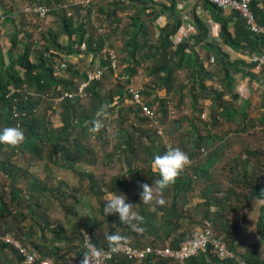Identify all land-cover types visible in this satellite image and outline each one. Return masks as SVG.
Listing matches in <instances>:
<instances>
[{
  "label": "trees",
  "instance_id": "trees-1",
  "mask_svg": "<svg viewBox=\"0 0 264 264\" xmlns=\"http://www.w3.org/2000/svg\"><path fill=\"white\" fill-rule=\"evenodd\" d=\"M168 1L170 3L169 5L159 4L158 0H132L126 3L108 1L112 11L110 10L106 18L104 17L101 19V26L102 28H112L111 33L113 34L114 32L116 34L117 30H121L120 26L122 21L119 19L118 11L126 9V4H129L128 8L136 9V13L135 16L129 18L130 26L128 27L131 28L123 27L121 32L125 46L123 51L128 53V59L124 61H129L130 64L135 63V65L151 61L153 64L151 75L156 78L155 82L159 87L166 89L167 94L171 95L173 91L174 96L171 95V97H175L176 94V86H174V84L177 81V73L185 71L186 77L188 75V79L195 83L191 94L195 104L204 100L209 102L211 106H217V102L224 100L226 93H229L233 101H243L244 104L238 110L235 108L223 109V107L217 106V109L222 110L220 115L227 121H232L236 114L240 112L244 119H246L248 117L247 109L250 107L251 103L249 100L242 99L241 95L236 91L235 78H249L251 80L256 79L264 81V68L261 71H256V63H247L244 60L232 61L230 60V55L223 52L221 48L216 47L212 43H205L203 46L206 50V60H209L211 54L214 53L217 59L216 64L221 68L220 72L223 73V77L221 76L219 80L226 83L227 92H225L224 89H221V86L220 88H217L214 83L209 85L208 83L214 79L213 74L209 73L199 54L190 49L191 46L189 43L186 42L176 45L173 40V37L176 36L182 27V15L178 10L177 1ZM200 1L205 9L210 10L217 16L218 21L221 20V38L233 51L241 52L250 57L252 55H261L264 52V36L252 32L248 28L246 21L238 13H232L230 16H225L223 9L218 8L208 0ZM59 4L62 5L63 2H59ZM251 4L257 23L260 26H264V0H252ZM159 6L162 8L160 11ZM0 9L2 10L1 5ZM73 9L76 12L73 11L72 15H62V22L56 33H51L52 35L50 34L49 38L44 35L46 43L36 53V59H33L32 48L29 45L26 46L24 52L16 54L15 49H17L20 44L18 41V34L14 39L13 49H11L9 56L4 52L3 48L0 47V128L18 126L25 134L24 141L19 145L11 146L8 144H0V181L2 173H4L5 175H8V178L12 183L11 201L13 205L7 203L6 188H0V229L5 228L6 230L11 231L7 233H12L13 231L14 233L16 232L17 224L18 222L20 223L21 217L27 218L30 215L32 219H35L36 216H38L37 212L43 209V205L39 203L34 204L32 208L30 207L31 209L28 212L29 215L26 216L27 207H25V205L28 203L29 197L33 199L35 198L33 195L34 193L32 192L28 196H23L18 186L15 184L17 180L16 170H21L19 168L22 166L15 163L13 157L6 158L2 156H6L8 150L16 152L18 149L19 153L27 157L44 160L46 150L50 148L51 152L49 153V157L53 164L56 165V163H59L60 161L62 163V166L60 167L67 169H74L76 166L79 167V164L83 162L90 165L97 164L95 159L89 161L85 157L89 152L85 150V146L81 145L82 142H80L79 138L82 137V139H88L92 134L99 133V130L106 128V125H103L100 122L103 119L104 113L112 111L111 108L107 111L105 109L113 102L114 97L110 94L108 99L104 97L102 93V81H94L86 88V102L83 101L84 99L76 97L74 99L65 98L59 104L62 120V129L60 131H62L61 133L65 132L67 138L65 142L67 144H74L75 154H73V147H67L66 144H62L64 142L58 137V129L54 127V124L48 117L50 109L49 107L44 108L43 106L45 99L47 100L48 98L47 96H49L51 100H54L63 96L65 92H77L80 84L87 81L88 74L79 73V70L74 68V65L67 63L66 60L70 55L92 53L95 57H102L103 65L107 66L109 65V55L107 50L109 47L112 50L114 49L107 45V38H104L103 35L96 36V34H93L92 31L96 26H94L93 21L90 20L92 19L91 15H89L90 11H87V15H84L83 7L75 6ZM9 12H11V10L6 13ZM78 12L81 13L83 16L82 18L78 17ZM55 13H57L55 10L51 12V14ZM164 13H168L170 22L160 29L159 36L155 39L153 36L155 31L152 32L150 29L152 26L151 22L164 15ZM147 14L149 17L156 14V18L149 19V21H142L143 16ZM1 19L2 17L0 16V20ZM10 20L12 19L8 17L7 21ZM110 21L112 25L107 23ZM230 24H234L233 31L229 27ZM63 38H66V41H64ZM84 45H86V49ZM104 53L106 55L105 59ZM15 54L17 55V58H15ZM7 56L10 58V63L7 62ZM57 69L61 75L58 74ZM128 69L131 74L135 73L130 66ZM108 74H113V71L109 69L104 75L105 78H107ZM129 84L130 82L128 81L125 85H118V88L120 89L119 98L122 101L131 99V95L127 91V86H129ZM182 85L183 86L181 87L183 89L184 84ZM154 91L144 90L142 93L147 101L146 103L150 107L153 106L154 102L148 101L146 98L147 96L153 95ZM156 99L160 100L163 104L164 108L161 109V113L163 117L167 118L169 111L167 109L168 99L162 98L161 95H157ZM127 108L123 110L124 112H122V114H120V129L119 132L116 133V143L114 145L116 153L110 155V159L113 160L116 154L119 155L121 152L122 155H127L124 163L131 179L134 181H142L143 179L140 177L142 171L137 169V167H134L136 159L134 141L138 139V134H142V136L146 138H152L149 134V129L145 130L140 127L150 119L141 114V109L137 105H130L128 112L126 111ZM262 108L264 109V106ZM39 110L43 111V114L39 115ZM103 110H105L104 113L101 116H97V114ZM203 110L204 109H201V111ZM128 118L129 120H135L134 124L137 126L131 125L133 127L124 128L123 126L126 121H128ZM214 121H216V118H214ZM260 122L264 124V110L260 117ZM181 123L182 120L175 121L177 126H181ZM204 124L209 125L206 122ZM154 132L153 133L158 136L157 131L154 130ZM211 136L212 135L210 134L206 139L207 146L210 148L213 147L214 144L213 141H211L212 139H210L212 138ZM71 138H73V140ZM120 138H123L122 142H119ZM158 138L160 137L158 136ZM203 140L205 139L198 135L193 141L190 150L191 157L197 156L196 153H199L198 151L202 150L201 145H203ZM189 141V138H185L184 146H187ZM57 150H61L63 153L59 159L53 158V153L56 154ZM150 150L145 149V152L148 155L150 154L152 161L154 152ZM157 150H160L159 154H163L166 151L165 147H160ZM220 150L221 147H217V149L211 153L207 163L200 168V170L202 169L203 176H208L210 168L214 165L215 161L218 160ZM249 153L251 154V152ZM255 155H257V153ZM90 158H92V156ZM243 162L240 165V170H238L240 175L235 176V178L230 181V186L228 189H225L223 197L215 192L216 185H212L213 183L210 182V179H207L205 184L206 187L203 188L202 193L199 195L204 201L197 203L195 206L193 205V207H187L189 203L186 195L194 190L193 185L195 181L193 179L194 175L192 174L197 173H189L190 171L186 166L176 178L175 182L168 185L171 186L173 191L172 202L170 205L163 204L159 210H151L149 205L143 204V202L140 201V193L131 200L132 203H135L134 209L140 217L139 220H134L131 223L120 221L117 214H109L107 216L103 212L105 193L114 192L117 194H123L127 193L129 190L130 183L125 175L117 178L114 177L109 185L106 186V192L101 191V193L97 194L103 199L101 214L105 221L99 222L98 219H96L93 226L103 229V226L108 223L109 236H112L113 239L105 240V238H103L102 241L105 240L106 243L102 246L100 241H95V236L91 228L92 226H86V229L83 232L79 229V231H81H78L80 234L78 246L81 247L82 250H79L78 253L81 255V258L79 257L75 259L74 263H71L69 258L67 259V254L56 257V254H53L52 251L48 250V247H46L44 243V246L43 244H36L35 248L30 247L23 238L19 236V232H16L17 234H15L17 235V238L22 239L24 241L23 243L29 246L32 250L36 251L38 249L41 258L54 256L59 264H82L83 262H81V260L84 261L85 256H87L85 242L87 238L86 233L88 232L91 233L94 243L99 247H106L117 240H129L136 246L140 247L157 244L161 246L169 245L173 248H177L182 242L191 236V231H186L183 227V223L188 220L189 224H196L194 223L195 221L192 216V213L195 212L196 214L203 215V219L200 221L202 226L210 225L216 236L222 238L227 246L236 252L241 229L246 224L245 217L238 212L240 206L243 205L245 201L253 200L254 198H264V191H261L263 185H260V183L256 181L257 175L253 176L251 173H248L249 167L246 166L247 163L245 164ZM246 162L249 163L248 160ZM150 170L152 171V168ZM82 174V180H85L86 177L93 178V176H90L89 174ZM158 179L157 176L152 174V177L149 178L147 184L152 185V182L155 184ZM255 182L258 183V185H255ZM168 186L161 190L162 196H166L169 193ZM32 188L41 191L49 190L47 186H39L38 183L35 185L33 184ZM238 189H242L244 192H239ZM245 189L250 192L249 195H247ZM180 198L183 199L181 207L179 205ZM160 211L163 213L162 217H159ZM187 211H190V214H188ZM232 211H236L239 214L237 221H234L229 217L228 213L230 214ZM48 218L49 217L38 218V222L34 224V227L46 223L48 226H51L52 222H50ZM110 221L112 222L110 223ZM258 229L261 235L264 236V206L261 209ZM33 231L35 232V230L32 229L29 233L31 240V232ZM53 231L57 236L56 238L64 239L63 234L66 230L62 224H54ZM66 239L75 244L76 239L78 238L74 236L70 237V235L66 233ZM62 249L63 248L56 247L54 250L61 251ZM239 255L249 264H264V257L258 249L251 248L245 254ZM23 261L24 255L15 245L0 239V264H25ZM107 264L238 263L234 258L225 261L220 260L212 252V246H209L205 252L189 258L185 263H178L171 259H160L155 256H151L140 263L123 256H116L108 260Z\"/></svg>",
  "mask_w": 264,
  "mask_h": 264
},
{
  "label": "rangeland",
  "instance_id": "rangeland-1",
  "mask_svg": "<svg viewBox=\"0 0 264 264\" xmlns=\"http://www.w3.org/2000/svg\"><path fill=\"white\" fill-rule=\"evenodd\" d=\"M79 0H11V2L16 7V12L18 10H23L27 6H33L37 4H44L48 5L52 11H54L55 8V14H50V16L47 19L39 20L33 16H31L33 19H27L23 18L25 20H22L21 14L18 15V17L14 19L15 21L7 22L6 20L1 19L0 20V47L3 48L4 52L9 56L11 49H13V42L16 38V35L18 34V41L19 45L17 49H15L16 54L19 52H24V49L27 45H29L32 48V57L33 59H36L37 52L39 49H41L44 44L46 43L44 39V35L48 38L50 37L51 33H56L61 25L62 22V15L70 16L73 14V7L72 4L75 5ZM4 2L7 4H10V0H0V5L2 10L4 9L7 11L9 8L4 5ZM59 2H63L62 5H70L68 7L63 8V10L59 9ZM64 5V6H65ZM77 6V5H76ZM78 7V6H77ZM13 9V8H12ZM85 9V10H84ZM83 13L84 15H87V11L89 12V15H91L94 26L96 28L92 31L93 34H96V36H101L103 32H101V19L106 18L109 14L111 7L109 6L108 1L106 0H94L93 6L90 8H84ZM1 10V9H0ZM1 10V11H2ZM3 10V11H4ZM4 11V13H5ZM112 11V10H111ZM76 12V11H74ZM119 12V11H118ZM15 13V12H14ZM117 13V11H116ZM7 14V13H6ZM82 18L83 16L81 13H77ZM14 15V14H12ZM11 16V15H10ZM13 19L12 17H10ZM106 23V22H105ZM109 25H112L111 21L107 22ZM112 27V26H111ZM115 28V26H114ZM20 29V30H19ZM106 31L104 35L108 37V43L109 46L113 47L114 51L117 53L119 61L121 62V53L120 49L124 48L123 39L121 37L122 35V29L117 30V33L113 34L111 33V29L105 28ZM152 32L153 29L150 28ZM92 30V29H91ZM159 33V31H158ZM52 35V34H51ZM155 39L158 37L153 35ZM124 37V36H123ZM64 41H66V38H63ZM156 41V40H154ZM157 43V42H156ZM200 57L205 56L204 52H201L200 49L197 51ZM15 54V58H17V55ZM7 56V62L10 63V58ZM96 59L93 61L88 59L81 60V65L79 73H83L82 71H85L86 73L89 71H93L96 69ZM203 60H206L203 58ZM98 61V60H97ZM144 66L135 65V71L140 73V80L142 82H138L139 85L137 87L142 88L145 86V90H152L154 91V94L151 96H147L146 99L148 101L154 102L155 111H156V117H158V122L155 120H149L147 123L142 124V129H149V134L152 136V140L149 139V142L154 145L156 149L163 147V145L155 144V142L158 141V136L155 135L154 130L157 131V128L159 129L160 126H162V132L164 139L167 140V143L171 147H179L183 151H185L189 156V164L187 165V169L190 171L189 173L196 172L197 174H192L193 179L195 181L194 183V190L192 193H188L186 195L187 201L189 205L187 207H193V205H197V201H202V199L196 197L199 196L203 190L202 185L205 186L207 179H210V182L213 183L212 185H216L215 192H217L221 197H223V193L225 189H228L230 186L229 183L232 179L235 178V176L240 175V165L242 164L245 159L247 160V156L245 157V154L247 152H253L257 153L256 157L258 158L261 151H264V145L259 146L261 141H264V124L260 122V117L263 114V111H261L259 100L258 98L255 99L252 102V105L247 109L248 117L244 119L242 114L238 112L235 116V118L232 121H227L224 119L220 113L222 112L221 109H217V106L223 107V109H236L238 110L243 104V101H233L231 99V95L229 93H226V97L224 100H220L217 102V106H211L209 102H206L204 100L199 101L198 103H194V100L192 99V89L194 88V81H190L188 79V75L186 77V73L180 72L177 73V81L175 82V97H169L171 95L174 96V93L172 91V94H167L166 89L163 90L162 87H159L156 84V78L154 81H152L151 78L148 77V73L151 74V68L153 66L151 61L143 62ZM90 65L92 67H90ZM76 68V66H74ZM123 69V68H122ZM207 70L209 73L213 74V80L210 81L208 84L214 85L217 88L222 87L221 89L226 90V83L221 82L219 79L222 76L223 73L220 72L221 68L217 64L210 63L209 66H207ZM107 73V72H106ZM129 73V72H127ZM84 74V73H83ZM130 74V73H129ZM105 77V76H104ZM110 78L111 81H105V83L102 84L104 97L109 98V94L115 96L114 93H117L120 91L118 88L120 85H125L128 82L127 81H119L118 79H115L113 77V74H108L107 78ZM146 79H149V81L146 82ZM77 80V79H76ZM117 80V81H115ZM103 81V80H102ZM237 82V81H236ZM184 88L182 89L181 86ZM119 85V86H118ZM237 86V85H236ZM159 95L162 94V96H166L165 98L170 101V105L167 104L168 116L167 118L162 116L161 109L164 108L163 104L156 99L157 93ZM143 93V91H142ZM47 100L45 99L44 108L49 107V119L54 124V127L58 129V137L61 138L60 140H63V145L66 144L67 147H73V154L74 152V144H67L66 141V134L65 132L61 133L60 131L62 128V120H61V108L59 104L61 103L59 101V98H56L54 100H51L49 96H47ZM51 100V101H50ZM145 100V98H144ZM84 102L87 101V98L83 100ZM146 101V100H145ZM167 101V102H168ZM115 102V99H113V102L109 105L115 106L113 109L115 111H111L106 113L103 116V119L101 120V124L106 125V128H102V130H99V133H94L91 135V137H88V139H82L80 137V142L82 146H85V150H87L89 153L85 155L86 158H90L92 156L93 159L97 160L99 167H94V173L96 175V182L93 183L91 179L86 180L82 182L81 179L79 180V184L75 182V178L78 179L79 176L77 175L78 171L75 172V170L72 173V177H65L63 175H59L57 172H54V169H59V166H62V163L59 161V163L53 164L49 157V153L51 152V149L48 148L45 153V159L39 160L27 157L21 153L18 152V149L15 151L8 150V154L2 155L3 157H13V161L17 163L18 165L22 166L21 170H16L17 180L16 185L18 186L19 190L21 191L23 196H28L32 192L34 193V199L29 197L28 203L25 205L27 207L26 209V216L29 215L28 212L32 208L34 204H41L43 205V209L37 212V215L35 219H32L29 215L27 218H20V223L17 224L16 232H19V236L23 238V240L30 246L34 247L36 244H43L40 241L37 240V236L41 237V241L43 242L45 237H50L49 239H55L57 236L54 233V224H62L66 230V224L67 226H70V233H68L71 236L77 237L75 244L71 246V248L66 252V249H63L61 251H54L56 252V257L61 256L63 254H70L74 253L77 258H81V255L78 253L79 250L81 251L82 248L79 247V229L78 227L79 223L82 224V226H92V224H87V219H84L82 216L84 213L83 211H88L84 207L83 201H87L89 205L92 206V209H94V214L96 215V218L99 220V222H104L105 219L101 214V202L99 201L100 197L98 195L103 187L104 191H106V186L109 185L110 181L116 176L117 173H123L127 170L124 160L120 159L119 155L116 154L113 160L110 159V155H113L116 153L115 149V136L117 135L118 128L120 129V124H118V121L121 119L120 115L116 113L117 110H119V106H116L117 104H113ZM147 102V101H146ZM131 105H135L131 103ZM116 108V109H115ZM201 109H204L201 111ZM172 111L174 114H170L169 112ZM43 111L39 110L38 114L41 115ZM205 113V116L203 117V114ZM130 116V115H129ZM128 116V117H129ZM200 117V119H199ZM194 118V119H192ZM214 118H216V121H214ZM176 120H182L181 126H175ZM219 120V121H218ZM160 121V123H159ZM164 122V123H162ZM206 122L209 125H205ZM212 122V124H211ZM135 120H129L126 121L124 124V128L133 127L131 125L135 126ZM161 124V125H160ZM245 129V130H243ZM96 132V131H95ZM154 132V133H153ZM158 134V133H157ZM212 135L210 139L213 141V147L207 146L206 139L209 137V135ZM200 135L205 140H203L202 149L205 151L199 150L197 153V156L191 157L190 150L192 148L193 141ZM185 138H189V144L187 146H184ZM215 138V139H213ZM73 140V138H71ZM186 143V142H185ZM139 144V143H138ZM217 147H221L218 160L215 161L214 165L210 168L208 176H203L202 168L206 163L207 160L210 158V155ZM61 150H57L56 154L53 153V158L59 159L62 155ZM121 154V153H119ZM239 163V164H238ZM134 167L139 169L140 171H151L150 162L149 160L145 159L144 154L138 155L136 157L134 162ZM80 170V169H79ZM94 175V176H95ZM197 175V176H196ZM75 177V178H73ZM210 177V178H208ZM158 179V177H157ZM74 180V181H73ZM81 181V184H80ZM147 179H143L142 182L145 183ZM157 181V180H156ZM256 181L260 183V177L257 176ZM38 183V185H44L49 188L48 191H41V190H34L33 184L35 185ZM12 183L8 178V175H5L2 173L1 181H0V188H6L7 190V196L6 200L7 203H12ZM243 186V184H242ZM153 196L154 200L151 203L152 205L148 204L151 207V210H159V208L163 204L170 205L172 202L173 197V191L171 186L169 187V193L166 196H162L161 192H159L158 185L153 186ZM200 187V188H199ZM206 187V186H205ZM139 189V187H138ZM239 192L242 191V189H238ZM103 191V192H104ZM132 192L131 198L134 197V194L137 192V188L131 187ZM248 191V190H247ZM244 192V190L242 191ZM249 192V191H248ZM184 195V194H182ZM195 198V199H194ZM163 200V203H157L156 201ZM180 200V201H179ZM179 205L183 204V199L180 198ZM31 207V208H30ZM245 205L240 206V210L238 211L239 214H243ZM254 215L257 214V210L253 208ZM188 214H190V211H187ZM163 213L160 211L159 217H162ZM239 214L235 211L228 213L229 217L233 219L234 221L238 220ZM194 223L196 224H189L188 220L184 221L183 227L188 230H193L198 227H202V224L200 221L203 219L202 214H196L195 212L192 213ZM43 217H49V221L52 222L51 226H48L46 224L38 225L34 227V224L38 222V218ZM115 218V217H114ZM255 217H251V220H254ZM113 221V220H112ZM110 221V223L112 222ZM79 222V223H78ZM1 224V223H0ZM108 224V223H107ZM105 224L103 226V229L91 227L95 236V241H100L102 243V246L106 243L105 240H108L109 237V227ZM34 229L35 232H31L32 240L30 239L29 233L30 231ZM79 231V232H78ZM182 231V230H181ZM7 232H11L6 230L5 228L0 229V234H5ZM15 232V233H16ZM83 232V231H82ZM193 231H191L192 233ZM13 234L14 231L12 232ZM17 234V233H16ZM15 234V236H17ZM78 234V235H77ZM192 235V234H191ZM17 238V237H16ZM105 238L104 241L102 239ZM19 239V238H17ZM22 242H24L22 239H20ZM30 240V241H29ZM99 242V243H100ZM47 244V243H46ZM45 244V245H46ZM96 244V243H95ZM44 246V244H43ZM78 247V249H77ZM37 249V248H36ZM77 251H76V250ZM38 250V249H37ZM39 251V250H38ZM53 251V247H52ZM40 253V251H39ZM71 258V259H70ZM73 256H69V259L71 263L75 262L74 260L77 259L76 257L73 259ZM68 259V257H67Z\"/></svg>",
  "mask_w": 264,
  "mask_h": 264
},
{
  "label": "crops",
  "instance_id": "crops-1",
  "mask_svg": "<svg viewBox=\"0 0 264 264\" xmlns=\"http://www.w3.org/2000/svg\"><path fill=\"white\" fill-rule=\"evenodd\" d=\"M176 1L178 3V10L181 12V15H182L181 16L182 27L178 31L176 36L173 37V40H174L176 45L187 42L191 46L190 49L192 51L194 50L197 52L200 49V51L204 52L205 56L207 57L206 50L204 49L203 45L205 43H212L216 47L221 48L223 52H226L227 54H229L230 60H232V61L244 60L245 62L248 63V59L250 56H247L241 52H235L227 44H225V42L221 38V29H222V25L220 22L221 20L218 21V18L215 14H213L210 10L205 9L200 0H176ZM158 3L159 4H167V5L170 4L168 0H158ZM4 5L7 6V8H9L7 11L11 10V12L7 13L9 16H10V14L12 16V14L14 12L16 13L17 9H16V7H14L15 5L11 2V0H10V4H7L4 2ZM128 5L129 4H126V9H121L118 12L119 19L122 20L121 26H120V28L122 30H123V27L124 28L125 27L131 28V27H128V26H130L129 25L130 24L129 18L135 16V13H136V9L128 8ZM161 9H162L161 6H159V11ZM3 10H2V12L4 13L5 10L4 11ZM7 11H5V13H4L5 15H7L6 14ZM18 11H20V10H18ZM231 14L232 13L229 11H224L225 16H230ZM21 15H22L21 16L22 20H24L25 18H27L28 20L33 19L30 15H26V14H24V15L21 14ZM17 17H18V15L16 16V18ZM16 18H13L12 20L7 21V22L15 21L14 19H16ZM155 18H156V14H154L152 17H149L147 14V15L143 16L142 21H149V19H155ZM24 22H25V20H24ZM169 22H170V17L168 15V13H164V15L156 18L153 22H151V25H152L151 28L153 29V31H155V33H156L155 35L159 36L158 31H160V29L165 27ZM229 27L231 28L232 31L234 30V24H232V25L230 24ZM101 29L103 32L102 35L104 36V38H107V41H108V37H106L104 35V33L106 31L105 27H103ZM121 37H122V35H121ZM107 45H108V43H107ZM85 49H86V45H85ZM109 49H110V47H109ZM123 50H124V48L120 49V52H123ZM205 56L201 57V59L203 60V58H205ZM105 57H106V55L104 53V59H105ZM120 57H121V62H120V68H119V77L123 76V75L129 76V79L126 81L127 82L129 81L130 83L132 82L134 84V86L137 87V85H139L138 82H142V81L140 80V73L135 71V63L130 64L129 61H124V60L128 59V53L127 52L121 53ZM210 57L211 58L209 60H203L206 68H207V66L210 65V63L216 64V62H217V59H216L214 53L211 54ZM83 59H88L91 61L96 59L95 60L96 61V63H95L96 69H98L100 66L101 67L104 66L102 57H98V56L95 57L94 54H92V53H82V54H78V55H76V54L70 55L66 61H67V63L76 66L77 70H80V66H79V65H81L80 61ZM129 66L135 71L134 74H131L129 72V69H128ZM139 66H144V64L142 63ZM64 67H65V65H64ZM90 67H92V66L90 65ZM95 70H93V71H95ZM93 71H89L87 73L85 71H82V72L88 74V73H91ZM127 72H129L130 74ZM180 72H183V71H180ZM180 72H178V73H180ZM184 73H186V72H184ZM58 74L61 75L59 70H58ZM147 75L149 78H151V79L153 78L150 73H148ZM117 76L118 75L113 72V77L115 79H117L116 78ZM176 78H178L177 75H176ZM235 79L237 81L235 84V86L237 85L236 91L238 92L241 90L244 93V96H242V99L249 100L251 105H252V102L258 98L261 111H263L264 109L262 107L264 106V81L263 80H256V79L251 80L249 78L241 79V78H237V77ZM154 80L155 79H152V81H154ZM105 81L107 83V81H111V79L109 77L108 78L104 77L102 82L105 83ZM115 81H117V80H115ZM147 81H149V79H146V82ZM141 87L142 88H140V87H137V88L141 89L144 92L145 86L143 87V85H142ZM163 90H164V88H163ZM102 93L104 95L103 90H102ZM156 93H157V91H156ZM114 94H115V96H114L115 102L113 104H117L116 106H119V110L116 111L118 116L120 114H122V112H124L123 110H125L127 108V106H128V108L126 111L128 112L129 106L131 105V99H126L125 101H122L119 98V96H120L119 92L114 93ZM157 95L160 96L158 93H157ZM161 97L165 99L166 96L164 97L161 94ZM170 97L171 96L166 97V98H170ZM154 104H153L152 108H154V106H155ZM167 104L170 105V101H168ZM114 107L115 106H113V105H109L105 110L107 111L108 109L111 108L112 111H115L113 109ZM105 110L101 111L99 114H97V116H101ZM169 113L171 115L174 114V112H172V111H170ZM105 114L106 113H104L103 116ZM155 121L158 122V117L156 118ZM159 123H160V121H159ZM118 124H119V121H118ZM174 125L177 126L176 124H174ZM135 126H137V125L135 124ZM140 127H142V125ZM160 128H162V126H160ZM157 131H158V128H157ZM117 132H119V128H118ZM138 135H139L138 139L134 141L135 157H138V155H140V154H144L145 159L149 160V162L151 164V156H150V154L148 155L145 152V149H148V150L151 149L154 152L153 153L154 155L159 154L160 150L158 151L154 147V145L151 144V142H149V139L152 140V138L147 139L146 137H143L142 134H138ZM159 137L160 138H158V141L155 142V144L160 143L161 145H163V147H165V149H167V146L169 145L167 143V140L164 139V137H161V136H159ZM122 141H123V138H120L119 142H122ZM166 143H167V145H166ZM263 145H264V141H261L259 146H263ZM125 154H127V153H125ZM249 154H250L249 152H247L245 154V157L247 156V160L249 161V163L246 162L247 161L246 159L243 163H245V164L247 163L246 166L249 167L248 168L249 174L251 173L253 176L257 175L260 177V185H263L261 188V191H264V151H261L258 158L255 155L256 153H253L252 151L250 154L251 156ZM119 157H120V159L125 160L127 155H124V154L122 155V152H121V154H119ZM87 159L89 161L94 160L93 158H87ZM95 161L98 162L97 160H95ZM94 167H99L98 163L94 164V165H90V164H87L86 162H83V163L79 164V167L76 166L74 169H72V168L67 169V168H62L59 166V169H54V172H57L59 175H63L65 177H72V173L75 170V172L78 171L77 175L79 176L78 179L73 177V178H75L74 180L77 184H79L80 179L82 182L84 181V183L86 180L91 179V177L90 178L86 177L85 180H82V175H83L82 173H86V174H89L90 176H93V178L91 180L93 183H95L96 182V175L94 173L95 172ZM152 174H154V176L159 177L158 172H154L153 170L148 171V172L142 171L140 177L142 179H147V181L145 182V183H147L149 181V178L152 177ZM124 175L127 177V180H129V183H130L129 190L127 193H125V195L127 196L128 201L131 202V200L141 192V190H142L141 184H143V182L139 181V180H135V181L132 180L130 177V174L127 172V170L123 173H120V174L117 173L115 178L121 177ZM81 181H80V184H81ZM254 184L258 185V183H256V182ZM133 185H134V188H137V192L134 194V197L131 198L132 192L130 190H131V187H133ZM156 185H157L156 183L154 184V182H152V185H151L152 190L154 188L153 186H156ZM138 187H139V189H138ZM204 187L205 186L202 185L201 188H204ZM101 188H102V192H103L104 189L102 186H101ZM158 189H159V186H158ZM201 191H202V189H201ZM245 191H246L247 195L250 194V192H248L247 189H245ZM104 192H106V191H104ZM159 192H161V189H159ZM106 194L107 193H105V195ZM196 197L202 199V202L204 201L203 198H201L199 196H196ZM102 200H103L102 197H100L99 201L101 202V205L103 203ZM141 202H143V201H141ZM197 202L199 203L201 201H197ZM83 203L85 205L84 208L88 211H83L84 213H82L83 214L82 217L84 219H87V224H90V225L92 224V226H94V224H95L94 221L97 219L96 215H93L94 209H92V206L89 205V203L87 201H83ZM150 205H152V204H150ZM243 205H245V208L243 209L244 212L242 215H243V217H245L246 224L241 229V235H240L239 240L237 242L238 248H237L236 253L238 252L237 254H238V256H240L239 254H245L249 249L254 248V249H258L262 253V256L264 257V236L261 235V233L259 232V229H258V221H259V218L261 215V209L264 206V198L263 199L254 198L253 200L245 201L243 203ZM253 208H255L258 211L256 215H254ZM150 209H151V207H150ZM251 217H255V219L251 220ZM65 226L67 228H66V232L64 231V234H63L64 239L63 238L62 239H60V238L49 239L50 237L49 238L45 237L43 242H42L40 239L41 237L37 236V240L40 241L41 243H44V244L47 243L46 247H48L47 249L50 251H52V247H53V251H52L53 254H56V252H54V251H56V250H54V249H56V247L66 249L65 251L67 252L71 248L73 243L69 242L66 239V233H70V226H67V224ZM78 227H80V229L82 231H85V229H86V226L84 227V225L82 226V224H80V223H79ZM190 231H194V229L193 230L191 229ZM36 252L40 255L38 250H36ZM70 255L73 256L74 258L75 257L77 258V256L74 253L68 254L67 257L69 258ZM49 257H52L55 259L54 256H49ZM81 262H83V260H81Z\"/></svg>",
  "mask_w": 264,
  "mask_h": 264
},
{
  "label": "built area",
  "instance_id": "built-area-1",
  "mask_svg": "<svg viewBox=\"0 0 264 264\" xmlns=\"http://www.w3.org/2000/svg\"><path fill=\"white\" fill-rule=\"evenodd\" d=\"M109 2L119 1L121 3H126L132 0H106ZM213 5L218 8L223 9L224 11H229L231 13H238L245 21L248 28L256 33L262 34L264 36V26H260L257 21L255 14L252 10L251 3L252 0H208ZM94 3V0H79L75 5L83 8L91 7ZM65 5V4H64ZM59 5V9L62 10L65 7L70 5ZM76 6V7H77ZM53 9H51L46 3L37 4L33 6H27L23 10H20L14 15L9 16L5 15L0 10V16L3 20H6L8 17H16L19 14H26L33 16L39 20L47 19ZM54 10H57L55 8ZM102 32V29H101ZM85 47V45H84ZM109 55V65L99 67L95 71L88 73L87 81L83 82L77 92H65L63 96L59 98V101L62 102L65 98L74 99L76 97H80L81 99H85L86 88L93 83L94 81H102L105 73L111 69L118 76L116 77L119 81H126L129 79V76L123 75L119 77V68L120 61L117 53L112 50H107ZM248 63H256V71H261L264 68V52L261 55H252L248 59ZM127 91L131 95V103L137 105L141 109V114L150 120H156V111L154 108L148 106L144 97L142 95V90L135 87L131 82L129 86H127ZM238 93L244 96V93L240 90ZM205 113L203 114V117ZM158 135L163 136L162 129L159 128L157 131ZM167 145V143H166ZM167 147H171L168 145ZM202 151H205L202 149ZM87 238L85 242V248L87 250V261L86 264H107L108 260L116 257L123 256L127 259L133 260L135 262H143L151 256H155L160 259H171L178 263H185L189 258L200 255L202 252H205L209 246H212V252L222 261L228 259H235L238 264H249L246 260L242 259L238 254L231 250L226 242L216 236L213 231V228L210 225H205L202 227H198L194 229L192 235L186 239L181 245L177 248H173L169 245H157L151 244L146 246H136L129 240H117L113 244L108 245L106 247H99L94 243L93 236L90 232L86 233ZM0 239L15 245L21 253L24 255V263L25 264H59L52 257H44L41 258L40 255L32 250L29 246L25 245L20 239H17L16 236L12 233H7L0 235ZM85 260V259H84Z\"/></svg>",
  "mask_w": 264,
  "mask_h": 264
},
{
  "label": "clouds",
  "instance_id": "clouds-1",
  "mask_svg": "<svg viewBox=\"0 0 264 264\" xmlns=\"http://www.w3.org/2000/svg\"><path fill=\"white\" fill-rule=\"evenodd\" d=\"M25 139L23 130L18 126H7L0 128V144H8L16 146L21 144ZM189 164V156L179 147H167L163 154H156L151 161V168L154 172H158L159 179L156 184L159 189H164L168 185L175 182L176 178ZM140 201L144 204H151L154 200L151 184H141ZM122 192V191H121ZM123 193V192H122ZM163 203V200L156 201ZM134 204L128 201L125 193L117 194L109 192L104 197L103 212L109 214H117L119 220L124 223H131L134 220H139L140 217L134 209ZM109 240L113 237L109 236ZM87 257L83 264H86Z\"/></svg>",
  "mask_w": 264,
  "mask_h": 264
}]
</instances>
